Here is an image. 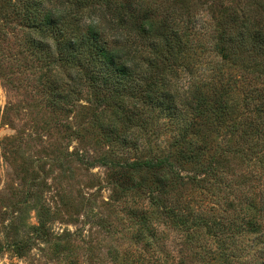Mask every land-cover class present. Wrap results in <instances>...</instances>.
Segmentation results:
<instances>
[{"label":"trees","instance_id":"obj_1","mask_svg":"<svg viewBox=\"0 0 264 264\" xmlns=\"http://www.w3.org/2000/svg\"><path fill=\"white\" fill-rule=\"evenodd\" d=\"M3 1L0 11H10L5 18L13 15L46 69L49 107L71 113L85 100L110 155L132 153L101 159L115 185L131 176L133 190H148L201 262L264 264V0L210 9V28L196 25L200 13L183 0ZM165 135L162 149L175 150L167 155L151 147ZM229 157L240 172L221 167ZM181 165L193 171L184 176ZM206 199L225 208L202 215L194 204ZM43 225L39 218L34 230Z\"/></svg>","mask_w":264,"mask_h":264},{"label":"rangeland","instance_id":"obj_2","mask_svg":"<svg viewBox=\"0 0 264 264\" xmlns=\"http://www.w3.org/2000/svg\"><path fill=\"white\" fill-rule=\"evenodd\" d=\"M183 1L200 13L196 25L210 28V9L221 13L240 0ZM9 12L0 11V264H223L212 256L201 262L202 252L151 205L148 190L132 189L133 177L120 179L123 188L115 185V171L101 159L123 162L132 153L110 155L97 112L85 100L71 113L49 107L40 86L46 69L27 51L13 15L5 18ZM166 140L159 136L151 147L159 154L175 151L162 149ZM220 165L227 175L244 167L233 157ZM181 166L184 176L193 171ZM216 203L194 205L202 215H215ZM39 218L44 225L36 231Z\"/></svg>","mask_w":264,"mask_h":264}]
</instances>
